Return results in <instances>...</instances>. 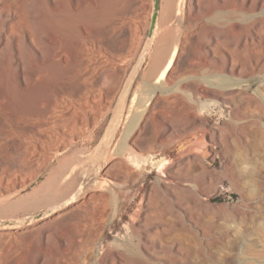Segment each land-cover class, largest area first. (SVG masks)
<instances>
[{
	"label": "rangeland",
	"instance_id": "obj_1",
	"mask_svg": "<svg viewBox=\"0 0 264 264\" xmlns=\"http://www.w3.org/2000/svg\"><path fill=\"white\" fill-rule=\"evenodd\" d=\"M1 2L5 10L20 12V0ZM34 2L36 9L46 3L45 0ZM120 2V9L125 8L123 15L115 17L120 26L102 43L96 41L88 44L101 53L106 60V68L98 69L85 95L75 93L76 96L62 101L63 108L67 110L62 113V118L43 132L40 141L34 136L27 137L30 141L27 149H16L18 142L12 141L7 146H0L1 156L10 161H17L21 151H26L28 168L25 172L16 169L2 173L0 192L13 190L33 179L32 175L39 172L51 158L48 150L65 148L68 137L82 136L87 120L95 123L100 117V111L106 109L112 101L125 71V67L115 65L113 60H123L132 55L138 36L145 28L150 6L149 0ZM230 2L237 8L242 6L241 0ZM105 3V0H96L90 8L93 17L79 22L87 27L105 29L110 19L99 16ZM175 3L176 0H168L169 18L173 15ZM190 15L196 16V12L186 2L185 18L188 19ZM204 19L199 17L197 25L218 27L230 36L232 44H237L244 33H249L248 29L246 31L240 25L252 28L256 21L264 22V8L222 13L216 20ZM5 21V17L0 16V34ZM258 47L254 52L250 49V54H254ZM23 52L32 62L28 46L23 47ZM10 53L9 49H5L0 54L5 59L0 62V70L7 68L6 56ZM222 53L227 55L225 51ZM185 54L181 56L178 53L173 82L168 81L167 77L142 126L132 139L139 150H153L158 154L154 164H142L145 171L140 170L138 176V170L129 169L123 161L128 170L133 172L132 176L136 174L134 179L142 182V191L136 203L127 214L106 226L110 212L109 199L106 197L109 198V195L93 193L88 196V207L79 208L80 211L77 209L74 216L67 217L68 221L63 224L65 226H58V233L68 235L71 231L76 232L81 225H86L84 235L71 244L64 258L60 257L63 264H104L113 253L130 259L131 264H138L141 258L150 264H264V65L253 69L249 65L241 67L239 64L237 67L240 72L232 74L225 69L222 54L209 61V68L186 69L188 50ZM196 56L202 58L203 55L199 53ZM259 56L264 61V48ZM28 65L27 74L31 72L32 64ZM58 68L59 72H63L61 67ZM9 74L15 81L16 73L9 71ZM59 82V78L53 80L46 77L40 84L30 83L29 91L24 94L25 103L28 106L37 104L46 95H34L42 96L45 86ZM196 86L200 88L198 93L195 91ZM192 112L203 116L207 125L205 128H194ZM167 124L187 130L181 132V137H172L166 134ZM19 143L22 145L23 142ZM34 144L39 145L38 149H33ZM195 152L198 160L187 163V159ZM164 160L166 163L161 162ZM115 161L108 166L105 174L112 178H124L125 174L118 166L120 160L117 159L118 164ZM169 166H174L180 176L193 183L192 188L176 187L179 190L175 189L174 192L179 198L167 195L159 182L163 168ZM114 167L116 170H113ZM119 180L136 182L131 179ZM178 181L183 182L184 179ZM222 184L231 189L233 200L215 195L217 187ZM148 205L153 208H148ZM148 210L151 213H146ZM159 226L170 229V233L163 237V244H155L150 251L142 249L140 235H146L149 229ZM30 230L31 227L19 232L8 231V245L27 252L34 243L24 237ZM51 247L55 249V245ZM174 247L182 251L175 252ZM170 255L174 258L172 261Z\"/></svg>",
	"mask_w": 264,
	"mask_h": 264
},
{
	"label": "bare ground",
	"instance_id": "obj_2",
	"mask_svg": "<svg viewBox=\"0 0 264 264\" xmlns=\"http://www.w3.org/2000/svg\"><path fill=\"white\" fill-rule=\"evenodd\" d=\"M20 1V12L16 13L11 10H5L0 0V16H4L6 19L3 23V32L0 34V54H3L5 49H9L11 52L9 56H6L7 68L3 67L2 70H0V146L2 144L7 146L8 142L12 141L13 143L18 142L16 143L18 147L16 149H27L30 146V141L28 142L26 139L27 137L34 136L40 141L43 139V132L62 118V113L67 111L63 108L61 104L62 101L66 98L74 97L75 93H78L80 96L85 95L98 69L106 68V66H104L106 60L102 58L101 53L90 48L88 44H94L96 41L100 44L108 38L111 32L120 26L119 22L115 20V17L123 15L125 8L122 10L120 9V0H105L106 6L99 11V16L109 18L110 22L105 29L102 28L101 30L87 27L85 24L79 22L90 20L93 17V11L90 8L92 4L94 5L96 0H45V5L39 9H36L34 0ZM241 1V8H237L230 0H187L192 11L194 10L196 12V16L190 15L188 19L184 18V32L179 52L181 56L185 54L186 50L189 52L190 56L188 55L186 58V69L193 67L209 68V61L215 60L216 57L222 55V51L227 53V55H222L224 56L223 61L225 69L228 71L230 70L232 74L240 72L238 69L239 67H237L239 64L241 67L249 65L253 69L264 65V61L259 56V53H261L264 48V22L256 21L252 28L240 25L244 30L247 31L248 29L249 33H244V36L237 44H232L230 36L218 27L211 25L212 27L209 26L208 28L206 25H197L199 17L207 20L210 18L216 20L215 18H218L222 13L231 14L238 11L247 12L249 9L257 11L264 8V0ZM95 5H97V3ZM241 16H243V14ZM204 39L205 41L203 42ZM24 46H28L31 50V58L33 57V59H31L32 62L25 56L23 52ZM257 47L259 49H257L254 54H250V49L254 52ZM168 52L169 48L165 49L160 55L155 66L156 70L164 63L168 56ZM197 52L198 54L201 53V56L203 55L202 58L196 56L198 55ZM227 58H230V60ZM4 60L5 59L0 57L1 63ZM29 63L32 64L31 72L27 74L26 69ZM174 66L167 76L170 82H173ZM58 67H61L63 72H59L60 70ZM9 71L16 73L15 81L12 80ZM46 77L53 80L59 78L60 82L45 86L42 91V96L37 94L34 96L43 97L46 95V98L40 101L38 100L35 105L28 106L25 103L24 94L26 91H29L30 83L40 84ZM91 88L93 89L92 86ZM199 90L200 88L196 86V93H198ZM192 115L194 116L193 126L196 130H200L207 126L206 120L201 114L192 112ZM166 126V134L172 137H181V132L187 130L185 128L169 126L168 124ZM19 142H23L22 145ZM21 146L22 148H20ZM38 147V144L33 145V149H38ZM157 155L158 154L154 152L145 162V165L154 164ZM192 155V157L190 156L187 159V163L198 160V154L196 152ZM50 157L52 156L50 155ZM15 158H13V160ZM119 160L118 166L124 172L125 176L124 178H120L119 176L113 178L116 180L124 179L127 181L131 179L134 181L136 174L132 176L133 172L128 170V166L126 167L121 159ZM116 161L115 163L118 164V161ZM161 162L166 163V160ZM141 165H139L137 169L139 171H137L138 176L141 174L140 170L145 171V168ZM16 169L24 172L28 169L26 164V151H21L17 161H10L2 157L0 153V175L5 171L12 172ZM164 169L166 170L164 171ZM113 170H116V168ZM117 170L119 171V169ZM119 172L121 173V171ZM178 172V169L174 168V166H169L163 168V172H161L159 177V182L162 183V187L167 195L170 194L176 198H179V196L174 192L175 189L179 190L181 187H184V189L193 187V183L186 180L187 178L180 176ZM37 173H34L32 177L36 176ZM181 179H184V181H178ZM87 199L88 198L82 200L52 218L32 226L30 232L24 236L27 240L30 239V241H34L31 248H27V250L29 249L27 252H22L18 247L13 246L14 248H12V245H8L7 239L10 237V232L1 231L0 264H63L60 261V257L64 258V255L68 254L67 251L71 249V244L77 238L84 235L86 225H81L76 232L71 231L68 235L58 233V226L60 227L66 223L65 221H68L66 220L67 217L75 214L77 209L79 210V208L86 207L88 203ZM106 199L108 200L109 198L106 197ZM147 207L153 208L151 205ZM146 213H151V210H148ZM19 231L20 230H16V232ZM169 231L170 229L163 228V226L162 228L159 226L155 229H149L146 235H140L141 238L139 242L142 249L150 251L155 244H163V237H165L166 234L168 235ZM52 245H55V249H52ZM173 251L180 253L182 250L181 248L174 247ZM171 255L170 261L174 259ZM121 256L118 253H113L104 264L132 263L130 259ZM137 263L150 264L143 258L138 260Z\"/></svg>",
	"mask_w": 264,
	"mask_h": 264
},
{
	"label": "water",
	"instance_id": "obj_3",
	"mask_svg": "<svg viewBox=\"0 0 264 264\" xmlns=\"http://www.w3.org/2000/svg\"><path fill=\"white\" fill-rule=\"evenodd\" d=\"M186 2L176 0L169 18L168 0H149L146 25L132 55L113 60L125 71L112 101L100 111L95 123L87 120L82 136L68 137L65 148L48 151L52 157L33 179L9 192H0V232L32 227L93 193L109 195L106 226L132 208L142 191L141 180L123 182L105 172L117 159L137 171L154 154L139 150L132 139L177 59ZM167 48L166 60L155 71Z\"/></svg>",
	"mask_w": 264,
	"mask_h": 264
},
{
	"label": "built area",
	"instance_id": "obj_4",
	"mask_svg": "<svg viewBox=\"0 0 264 264\" xmlns=\"http://www.w3.org/2000/svg\"><path fill=\"white\" fill-rule=\"evenodd\" d=\"M215 195H221L229 200H233L232 191L226 185H219L215 191Z\"/></svg>",
	"mask_w": 264,
	"mask_h": 264
}]
</instances>
